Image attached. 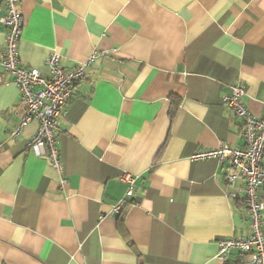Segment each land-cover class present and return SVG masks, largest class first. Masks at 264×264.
<instances>
[{"label": "crops", "instance_id": "0c3cea01", "mask_svg": "<svg viewBox=\"0 0 264 264\" xmlns=\"http://www.w3.org/2000/svg\"><path fill=\"white\" fill-rule=\"evenodd\" d=\"M20 10L23 66L46 74L51 53L65 69L87 65L58 123L64 188L27 149L36 121L10 135L22 109L0 67V264H249L238 250L218 256L221 239L248 233L243 193L226 192L217 160L191 156L242 145V121L222 105L229 85L244 86L252 115L264 107V0H20ZM4 47L0 25V57ZM126 176L134 191L118 223Z\"/></svg>", "mask_w": 264, "mask_h": 264}, {"label": "built area", "instance_id": "2783aa9c", "mask_svg": "<svg viewBox=\"0 0 264 264\" xmlns=\"http://www.w3.org/2000/svg\"><path fill=\"white\" fill-rule=\"evenodd\" d=\"M1 1L4 12L0 16V25L5 30V47L0 57V67L16 84L22 109L21 119L10 135L17 136L31 121H36L37 128L27 142V149L50 162L59 175L60 187L64 188L67 181L56 140L58 123L75 93L77 83L84 78L87 63L65 69L60 64V55L51 53L45 61L46 74L23 66L19 59L23 28L20 0ZM244 96V86L233 84L228 86V93L222 97V105L242 121V145L220 144L194 153L191 159L217 160L224 168L226 192L237 187L244 196L248 233L243 237L221 239L218 242V256L226 258L231 250H238L249 264H264V201L259 193L264 181V107L260 115H252L242 103ZM124 182L127 185L124 197L113 207V211L118 213L126 207L127 199L132 197L134 191L132 176H126Z\"/></svg>", "mask_w": 264, "mask_h": 264}, {"label": "trees", "instance_id": "16d2710c", "mask_svg": "<svg viewBox=\"0 0 264 264\" xmlns=\"http://www.w3.org/2000/svg\"><path fill=\"white\" fill-rule=\"evenodd\" d=\"M178 103H179V99L176 98V97H173V98H172V104H173V105H178ZM123 214H124V212L122 211V212H120V214L118 215V223H120V222L122 221V216H123Z\"/></svg>", "mask_w": 264, "mask_h": 264}]
</instances>
